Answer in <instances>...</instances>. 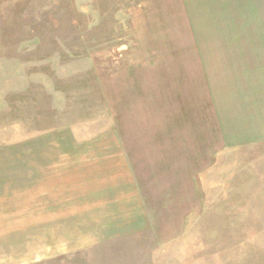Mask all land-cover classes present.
<instances>
[{"label": "rangeland", "instance_id": "1", "mask_svg": "<svg viewBox=\"0 0 264 264\" xmlns=\"http://www.w3.org/2000/svg\"><path fill=\"white\" fill-rule=\"evenodd\" d=\"M103 146H173L183 170L176 228L106 253L264 264V0H0V264L99 256L90 224L45 203Z\"/></svg>", "mask_w": 264, "mask_h": 264}, {"label": "crops", "instance_id": "2", "mask_svg": "<svg viewBox=\"0 0 264 264\" xmlns=\"http://www.w3.org/2000/svg\"><path fill=\"white\" fill-rule=\"evenodd\" d=\"M103 147L106 149H100L97 158L92 155L85 160L74 159L71 160L72 166L67 160L68 166L62 171L63 174L58 169H53L51 175L54 171L61 174L54 187L57 194L62 190L65 192L71 185L75 190L73 197H69V189L66 195H62V199L65 198L66 201L64 206L59 202L57 206L45 203V213L57 215L54 220L58 222L73 218L77 222L90 224L89 229L95 231L98 237L86 242L84 246L97 249L99 253V256L91 260L92 264H114L115 260L116 264H160L156 254L149 255L146 260V256L139 253L137 247L143 242L140 239L137 242L127 241L124 246L129 250L121 256L111 255L109 251L106 253L104 247L109 246L110 242H117L121 237L127 240L125 232L144 234L148 230L157 231L156 228L160 229L162 223L169 226V221L173 222L172 229L176 228L178 216L184 213L177 208V201L181 198L178 195V173L183 171L178 168L177 149L173 146H137L136 149L129 146ZM114 164L118 167L116 171ZM184 164L187 171L193 172L191 162ZM62 175H69L68 179L63 181ZM84 178L88 182L84 181L83 189ZM49 188L51 190L50 186ZM42 193L49 195L46 191ZM182 198L187 199L186 196ZM33 199L34 197L31 202ZM167 214H173L172 218L168 219ZM63 215L72 217L62 219ZM114 216H117V221L113 219ZM161 218V222H158ZM113 231L115 234L111 233ZM174 232L172 236L175 239L177 229ZM167 241L171 242L170 239ZM132 247L136 249L133 250Z\"/></svg>", "mask_w": 264, "mask_h": 264}]
</instances>
